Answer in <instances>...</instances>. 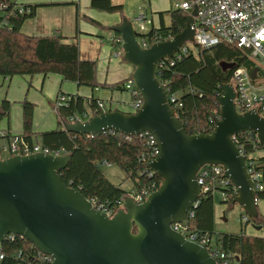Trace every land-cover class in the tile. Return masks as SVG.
Segmentation results:
<instances>
[{
    "label": "water",
    "instance_id": "95a60500",
    "mask_svg": "<svg viewBox=\"0 0 264 264\" xmlns=\"http://www.w3.org/2000/svg\"><path fill=\"white\" fill-rule=\"evenodd\" d=\"M196 15L194 8L185 16L182 32L146 48L138 40L142 34L123 17L111 30L121 37L124 61L134 67L141 106L134 112L101 110L83 121H63L64 130L77 134L151 133L159 152L146 167L162 178L159 188L141 204L125 195L121 207L110 215L61 179L59 172L69 164L70 154L40 151L0 159V244L8 236H24L52 256L51 264H219L207 247L172 227L186 221L200 199L197 174L205 165H222L224 176L238 190L232 206L238 204L250 219H259L254 181L233 137L251 132L264 145V117L255 109L239 112L235 89L225 83L213 130L189 135L157 76L159 62L173 58L188 42L197 45ZM221 65L225 70L237 66ZM257 72L258 68L252 70L253 78Z\"/></svg>",
    "mask_w": 264,
    "mask_h": 264
},
{
    "label": "trees",
    "instance_id": "16d2710c",
    "mask_svg": "<svg viewBox=\"0 0 264 264\" xmlns=\"http://www.w3.org/2000/svg\"><path fill=\"white\" fill-rule=\"evenodd\" d=\"M40 6V3L25 4L16 0H5L0 5V76L10 79L14 76L57 74L79 86L93 89L107 87L97 81V60L83 59L79 46L69 42L68 37L57 33L33 35L22 30L24 22L34 18ZM90 7L121 15L123 11V4L116 0H91ZM159 14L160 26L153 27L144 34L151 43L173 38L187 24V12L180 8L169 11V24H165L164 12ZM80 17L103 27L99 21L78 13L74 38L80 32ZM115 36L121 38L118 33ZM223 62L244 66L250 72L258 68V76H264V66L259 59L250 58L242 49L227 43L207 48H189V52L183 54L181 59L162 60L157 66V76L168 90L171 106L189 135L210 133L215 121L220 118L218 97L222 86L230 81L234 71L225 70L221 65ZM126 82L127 80L115 87L124 86ZM60 96L66 97L65 102L60 101ZM174 96L176 99L173 101ZM132 99L134 101L137 97L133 95ZM22 105L23 132L17 137L31 146L39 144L50 153L70 154L69 164L59 175L64 183L80 190L97 208L113 215L127 195L125 190L106 177L98 163L117 165L126 171L133 181L134 194L144 189L153 191L161 185V177L150 176L145 172V159L149 158L150 153L146 135L126 136L114 131L94 135L77 134L64 130L61 126L38 133L33 129L36 105L26 98ZM11 107L12 103L7 98L0 102V123L4 119L8 121L5 140L11 137ZM101 110L98 100L93 97L87 99L62 92L58 96L57 113L61 121H69L71 117L83 116L85 113L92 116ZM237 136V144L247 158L260 148L255 142V134L243 132ZM2 158L0 150V159ZM255 159V167L262 173L264 183V155ZM213 180L216 182V179ZM257 196L264 199V189L258 190ZM253 221L264 225V216L260 215L258 220ZM249 222L250 220L246 223ZM184 225L188 231L210 239L209 250L223 251L231 264H264V236L248 234L244 229L240 233L215 230V199L212 194L201 198L193 210V216ZM39 258V250L24 236H8L0 244V264H42Z\"/></svg>",
    "mask_w": 264,
    "mask_h": 264
},
{
    "label": "built area",
    "instance_id": "2783aa9c",
    "mask_svg": "<svg viewBox=\"0 0 264 264\" xmlns=\"http://www.w3.org/2000/svg\"><path fill=\"white\" fill-rule=\"evenodd\" d=\"M176 8L186 11L187 14L191 13L194 8H197V15L195 16L196 46L207 48L221 43L231 44L245 51L250 58L259 59L264 64V0H185L181 4L177 3ZM145 19V15L136 18V22L142 23L141 29L145 28L143 23ZM138 40L144 48L149 47L154 43H151L144 34L138 37ZM117 41L120 46H122L121 38H118ZM189 48L190 47L186 43L181 47L180 51L169 60L174 61L176 59H181L183 54L189 52ZM121 50L117 53V56H121ZM228 83H231L235 89V104L239 112L255 109L260 116L264 117V76H258L257 72V76L253 78L251 72L246 67L238 65L234 68L233 74ZM124 87L127 90H130L132 95L137 97V99L133 101V106L136 111L142 104V97L135 86L134 79L132 77L129 78ZM139 95L140 98L138 97ZM59 99L60 101L65 102L66 97L60 96ZM175 99L176 96L172 98L173 101ZM98 106L102 108L104 103L98 101ZM87 118L88 114L85 113L83 116L71 117L69 121H83ZM6 135V130L0 129V150L2 154L8 153L10 156H13L17 154L28 155L40 151L50 153L47 149H43L39 144L31 146L24 139L18 138L12 134L9 140H5L4 138ZM144 135H146L147 143L150 145L149 158L147 160L145 159V172L150 176H155L153 171L146 167V163L156 157L159 149L156 140L151 133L146 132ZM233 138L237 143L239 140L238 136L235 135ZM255 142L260 148L255 152L250 153L248 158L243 150H241V146L237 145L247 159L248 171L253 178L254 188L257 192L258 190L264 189V183L262 182V173L255 167V158L256 153L264 154V145L260 144L256 135ZM224 173L225 170L222 165H205L200 168L197 174V179L201 185V197L194 203V208L197 207L203 196L210 194L215 196L216 193H219L221 201L229 203L232 197L238 194L237 187L224 176ZM213 179H216V182H214ZM153 191L144 189L132 196L136 203L141 204ZM194 208L189 211L187 220L189 217L193 216ZM249 220L250 218L247 214L240 218L242 223H246ZM186 221L173 223L172 227L184 234L187 239L208 248L210 239L188 231L184 225ZM12 236L13 235H11V237ZM208 251L219 264H231L223 251H210L209 248ZM39 257L42 264H51L53 261L51 255L41 253L40 251Z\"/></svg>",
    "mask_w": 264,
    "mask_h": 264
},
{
    "label": "crops",
    "instance_id": "0c3cea01",
    "mask_svg": "<svg viewBox=\"0 0 264 264\" xmlns=\"http://www.w3.org/2000/svg\"><path fill=\"white\" fill-rule=\"evenodd\" d=\"M16 1L18 3L25 4H42V6L38 7L36 16L24 22L22 30L25 33L40 36L52 35L56 33L62 34L68 37V41L70 40L69 42L76 43L79 48H86V46L82 47L83 39H88L89 36L92 37L96 35V30H92L88 27L93 26L111 30L114 25H117L122 21V15L119 13H105L91 8V0ZM78 13L89 16L99 21L103 25V27L88 22L86 19L80 17V32L78 33L77 37L74 38L76 34V19ZM117 39L118 38H116L114 33L113 44L119 47L121 50V46L118 43ZM118 52L119 51H117V53ZM111 55L108 57L106 66L105 62L102 61L101 67L97 71V81L100 84H106L107 87H97L93 89L86 86L85 90L76 82L65 80L57 74H50L48 76L39 74L35 75L34 77L14 76L10 79H6L0 76V102L3 98H7L12 103L9 123L10 133L17 136L21 135L23 132L22 101L25 98L29 99V101L33 102L36 105L33 118V129L38 133L53 130L60 126L63 128V121L60 120V117L57 113V101L60 92L64 94H77L87 99H90L92 97L96 98L98 101L104 103L102 110L118 109L123 112H130L121 107L122 105H124L125 101L120 98L122 97V95H120V92L127 89L124 86H117L121 84V82L126 81L132 77L134 67L130 63L124 61L123 55L122 61L125 62L126 66L116 64V59L112 58ZM81 57L83 59H94L88 57V55H86V57H83L82 54ZM114 68L117 69L114 70ZM115 85L117 86L115 87ZM106 102L110 104L109 109H106L105 107ZM113 104H115V108L112 109ZM7 127L8 122L4 124L3 128L0 129H7ZM262 155L264 154L256 153V157ZM223 205L224 204L221 202L215 203V230L218 232V225H223L224 227H222V230L224 231L221 232L238 233L235 231H227L228 229L225 228V207ZM258 210L260 215L264 216V199H258ZM242 229H244L248 234L264 236V225H258L255 223V225L252 226L250 223H244Z\"/></svg>",
    "mask_w": 264,
    "mask_h": 264
},
{
    "label": "rangeland",
    "instance_id": "374dc122",
    "mask_svg": "<svg viewBox=\"0 0 264 264\" xmlns=\"http://www.w3.org/2000/svg\"><path fill=\"white\" fill-rule=\"evenodd\" d=\"M185 0H116L117 3L123 4V11H122V18H127L131 23L132 27L135 32L139 34H145L153 27L160 26V12H164V21L165 24H169L170 22V14L169 11L171 9L176 8V4H181ZM106 13V12H105ZM103 13V14H105ZM141 15H145L144 29H141V24L136 22V18L140 17ZM92 30H96V35L92 37H88V39H83L82 47L86 46V48H80L81 54L83 57H88L97 59V71L101 67V62H105V66L108 61V57L111 55L112 58L116 59V64H120L122 66H126L125 62L122 61V50L121 56H117V51H120V48L113 44L114 41V33L111 30L104 29V28H97V27H88ZM84 36V35H83ZM95 41H94V40ZM85 40V41H84ZM70 41V40H69ZM76 41V40H73ZM86 42V43H85ZM188 46L192 49H196L194 43L188 42ZM264 66V64H263ZM117 68H114L116 70ZM83 89L86 90V86H82ZM120 97L122 100L125 101L123 109L126 111L134 112L133 106V95L130 90H123L120 92ZM29 100V99H28ZM106 109L110 108V104L106 102ZM115 108V104L112 105V109ZM8 121L7 119L2 120L0 123V128H3L4 124ZM2 125V126H1ZM2 156L4 158L9 157L8 153H3ZM99 168L103 171L106 177L115 185H118L123 190L126 191L128 195H133V181L128 176L126 171H124L121 167L117 165H110L105 162L98 163ZM215 203L221 201L219 193H216L214 196ZM225 208L224 218L226 219L225 228L228 229L227 231H235L240 232L243 224L240 221L241 216H244L246 213L244 212L243 208L235 204L231 206V204H224ZM252 226L255 225L252 219L249 222ZM223 225H218V232L224 231L222 230Z\"/></svg>",
    "mask_w": 264,
    "mask_h": 264
}]
</instances>
